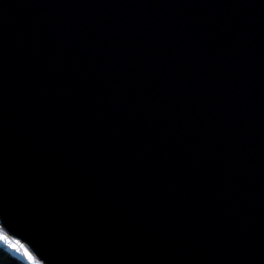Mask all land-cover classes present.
Returning <instances> with one entry per match:
<instances>
[{
    "label": "water",
    "instance_id": "water-1",
    "mask_svg": "<svg viewBox=\"0 0 264 264\" xmlns=\"http://www.w3.org/2000/svg\"><path fill=\"white\" fill-rule=\"evenodd\" d=\"M0 225L42 264H264V0H0Z\"/></svg>",
    "mask_w": 264,
    "mask_h": 264
},
{
    "label": "rangeland",
    "instance_id": "rangeland-1",
    "mask_svg": "<svg viewBox=\"0 0 264 264\" xmlns=\"http://www.w3.org/2000/svg\"><path fill=\"white\" fill-rule=\"evenodd\" d=\"M0 233L5 237L7 236L6 237L7 240L10 241L9 243L4 238L0 239V242L4 243L10 251L18 255L20 253L26 260H28L33 264H42L33 256V254L28 250V248L24 244H22L18 239L7 234V232L1 227V225H0Z\"/></svg>",
    "mask_w": 264,
    "mask_h": 264
},
{
    "label": "trees",
    "instance_id": "trees-1",
    "mask_svg": "<svg viewBox=\"0 0 264 264\" xmlns=\"http://www.w3.org/2000/svg\"><path fill=\"white\" fill-rule=\"evenodd\" d=\"M0 236L4 237V239L7 240L6 238L7 236L5 237L1 233H0ZM8 242L10 243V241ZM0 245H4L7 248V246L2 242H0ZM6 248H3L2 250H0V264H17L18 260L21 261V264H33L29 262L28 260H26L20 253L19 255L15 254L14 252Z\"/></svg>",
    "mask_w": 264,
    "mask_h": 264
},
{
    "label": "clouds",
    "instance_id": "clouds-1",
    "mask_svg": "<svg viewBox=\"0 0 264 264\" xmlns=\"http://www.w3.org/2000/svg\"><path fill=\"white\" fill-rule=\"evenodd\" d=\"M3 248H6L4 245H0V250H2ZM7 249V248H6ZM17 264H21V261H17Z\"/></svg>",
    "mask_w": 264,
    "mask_h": 264
},
{
    "label": "snow or ice",
    "instance_id": "snow-or-ice-1",
    "mask_svg": "<svg viewBox=\"0 0 264 264\" xmlns=\"http://www.w3.org/2000/svg\"><path fill=\"white\" fill-rule=\"evenodd\" d=\"M4 237L0 236V239H3Z\"/></svg>",
    "mask_w": 264,
    "mask_h": 264
}]
</instances>
